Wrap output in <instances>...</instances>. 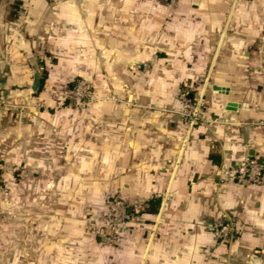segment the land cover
<instances>
[{"label": "crops", "instance_id": "crops-1", "mask_svg": "<svg viewBox=\"0 0 264 264\" xmlns=\"http://www.w3.org/2000/svg\"><path fill=\"white\" fill-rule=\"evenodd\" d=\"M81 78L93 101L69 103ZM182 93L218 123L189 130ZM0 95L25 264H264V184L232 178L245 155L264 165V0H1ZM116 196L150 201L100 233L89 209ZM15 233L0 228V264Z\"/></svg>", "mask_w": 264, "mask_h": 264}, {"label": "built area", "instance_id": "built-area-1", "mask_svg": "<svg viewBox=\"0 0 264 264\" xmlns=\"http://www.w3.org/2000/svg\"><path fill=\"white\" fill-rule=\"evenodd\" d=\"M177 0H167V5L171 6ZM147 68V66H145ZM75 95L87 93V88L83 84L73 87ZM181 100L180 116L189 130L198 125L206 123L208 126L218 123V121H206L203 118L201 100H191L187 94L182 93L178 96ZM220 123V121H219ZM264 128V122L255 123ZM232 178L235 184L241 187H259L264 184V165L257 157L244 156L242 161L232 170ZM149 198H136L129 201L126 197H114L105 213L98 216L100 223V233H115L123 225L130 223L135 213L145 210L149 203ZM98 220V219H97ZM216 237L221 240H231L237 234L233 224H224L213 229Z\"/></svg>", "mask_w": 264, "mask_h": 264}, {"label": "rangeland", "instance_id": "rangeland-1", "mask_svg": "<svg viewBox=\"0 0 264 264\" xmlns=\"http://www.w3.org/2000/svg\"><path fill=\"white\" fill-rule=\"evenodd\" d=\"M83 84V87L87 88V93H83V95H75L73 93V87L76 85ZM72 93H69L67 95V99L69 103H78L81 105H86L90 101H93L91 98V85L90 83L85 79H78L75 80L72 83ZM5 96L0 95V101L6 102ZM1 174V172H0ZM4 176L0 175V228L6 229V228H13L17 233H15L16 240L12 241V245L9 244L13 249L14 254V263L15 264H25V231L22 233L19 231V229L25 230V190H15L14 196L15 204L6 205V185L7 181ZM16 181L18 183V179L16 177ZM25 187V182L24 186ZM91 208V207H90ZM93 208L89 209L88 212V218L91 220V223L93 224L94 228L100 229V223L98 216L101 214L94 213L95 211L92 210ZM98 219V220H97ZM19 227V228H18ZM3 248L1 242H0V261L4 262L6 259H8L9 256H6L3 251H1Z\"/></svg>", "mask_w": 264, "mask_h": 264}, {"label": "trees", "instance_id": "trees-1", "mask_svg": "<svg viewBox=\"0 0 264 264\" xmlns=\"http://www.w3.org/2000/svg\"><path fill=\"white\" fill-rule=\"evenodd\" d=\"M19 6H20V2L19 1H16L15 3H13L12 5H11V9L13 10V15H15V13L17 12V11H19Z\"/></svg>", "mask_w": 264, "mask_h": 264}, {"label": "water", "instance_id": "water-1", "mask_svg": "<svg viewBox=\"0 0 264 264\" xmlns=\"http://www.w3.org/2000/svg\"><path fill=\"white\" fill-rule=\"evenodd\" d=\"M0 2H1V0H0Z\"/></svg>", "mask_w": 264, "mask_h": 264}]
</instances>
